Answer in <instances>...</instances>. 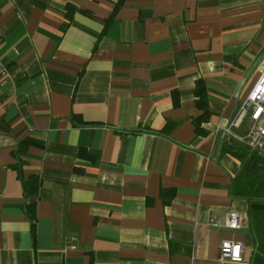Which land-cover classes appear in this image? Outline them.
Returning a JSON list of instances; mask_svg holds the SVG:
<instances>
[{
	"label": "crops",
	"instance_id": "1",
	"mask_svg": "<svg viewBox=\"0 0 264 264\" xmlns=\"http://www.w3.org/2000/svg\"><path fill=\"white\" fill-rule=\"evenodd\" d=\"M119 1L0 0V264H249L223 147L251 151L216 129L264 71V0Z\"/></svg>",
	"mask_w": 264,
	"mask_h": 264
},
{
	"label": "trees",
	"instance_id": "2",
	"mask_svg": "<svg viewBox=\"0 0 264 264\" xmlns=\"http://www.w3.org/2000/svg\"><path fill=\"white\" fill-rule=\"evenodd\" d=\"M122 4V0L115 7V11ZM67 18L75 11L73 7H66ZM174 104L176 98L174 96ZM195 107L201 111V115L192 120L195 132L203 135L201 125L205 123L210 112L207 105L206 87L202 80H198L194 89ZM224 151L234 155L241 163V170L234 178L232 184V195L236 198L248 201L247 222L250 235L253 239V252L249 264H264V158L256 152L233 150L231 147L224 146ZM85 154L80 151V155ZM26 195H34L39 187L38 179H31L23 183ZM164 193V192H163ZM171 195L172 192H165ZM165 199V198H164ZM168 200H165V203ZM32 209V205L29 206ZM32 218V215H30ZM33 226V225H32Z\"/></svg>",
	"mask_w": 264,
	"mask_h": 264
},
{
	"label": "built area",
	"instance_id": "3",
	"mask_svg": "<svg viewBox=\"0 0 264 264\" xmlns=\"http://www.w3.org/2000/svg\"><path fill=\"white\" fill-rule=\"evenodd\" d=\"M5 72L0 63V74ZM244 127L245 133L240 136L236 129ZM227 139L243 145L248 151L261 152L264 147V71L260 73L250 92L242 100L235 115L226 126H217ZM244 223L243 217L237 212H228L223 221L218 218H210L207 225L211 228H224L238 230ZM68 247L74 249L69 243ZM243 244L231 240L220 242L218 260L231 263H243Z\"/></svg>",
	"mask_w": 264,
	"mask_h": 264
},
{
	"label": "water",
	"instance_id": "4",
	"mask_svg": "<svg viewBox=\"0 0 264 264\" xmlns=\"http://www.w3.org/2000/svg\"><path fill=\"white\" fill-rule=\"evenodd\" d=\"M259 154H260V156H262L264 158V147H263V150Z\"/></svg>",
	"mask_w": 264,
	"mask_h": 264
},
{
	"label": "rangeland",
	"instance_id": "5",
	"mask_svg": "<svg viewBox=\"0 0 264 264\" xmlns=\"http://www.w3.org/2000/svg\"><path fill=\"white\" fill-rule=\"evenodd\" d=\"M256 153H259V152H256Z\"/></svg>",
	"mask_w": 264,
	"mask_h": 264
}]
</instances>
